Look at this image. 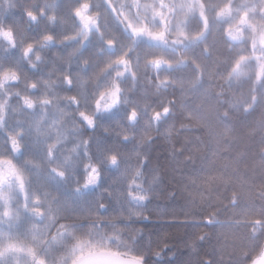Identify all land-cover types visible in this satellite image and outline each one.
<instances>
[{
	"label": "clouds",
	"instance_id": "9594fccd",
	"mask_svg": "<svg viewBox=\"0 0 264 264\" xmlns=\"http://www.w3.org/2000/svg\"><path fill=\"white\" fill-rule=\"evenodd\" d=\"M0 264H264V0H0Z\"/></svg>",
	"mask_w": 264,
	"mask_h": 264
}]
</instances>
